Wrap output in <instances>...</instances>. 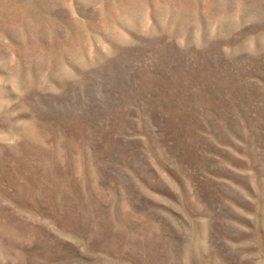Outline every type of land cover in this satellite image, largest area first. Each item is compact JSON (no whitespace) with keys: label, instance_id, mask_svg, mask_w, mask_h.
<instances>
[{"label":"rangeland","instance_id":"obj_1","mask_svg":"<svg viewBox=\"0 0 264 264\" xmlns=\"http://www.w3.org/2000/svg\"><path fill=\"white\" fill-rule=\"evenodd\" d=\"M0 264H264V0H0Z\"/></svg>","mask_w":264,"mask_h":264}]
</instances>
